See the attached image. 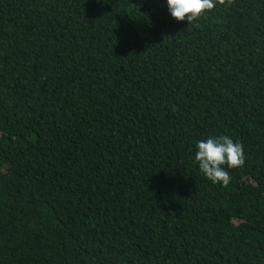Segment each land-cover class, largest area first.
<instances>
[{
  "label": "trees",
  "instance_id": "1",
  "mask_svg": "<svg viewBox=\"0 0 264 264\" xmlns=\"http://www.w3.org/2000/svg\"><path fill=\"white\" fill-rule=\"evenodd\" d=\"M0 264H264V0H0Z\"/></svg>",
  "mask_w": 264,
  "mask_h": 264
},
{
  "label": "clouds",
  "instance_id": "2",
  "mask_svg": "<svg viewBox=\"0 0 264 264\" xmlns=\"http://www.w3.org/2000/svg\"><path fill=\"white\" fill-rule=\"evenodd\" d=\"M230 0H166L170 15L177 21L193 22L217 4L225 5ZM195 161L199 170L212 183L227 185L229 168L242 167L245 163L244 147L230 136L208 137L196 142Z\"/></svg>",
  "mask_w": 264,
  "mask_h": 264
}]
</instances>
